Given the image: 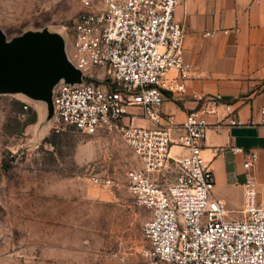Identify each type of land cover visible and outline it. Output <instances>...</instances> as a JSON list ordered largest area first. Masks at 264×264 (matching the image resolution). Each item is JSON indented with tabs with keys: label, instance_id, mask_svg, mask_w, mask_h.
<instances>
[{
	"label": "built area",
	"instance_id": "obj_1",
	"mask_svg": "<svg viewBox=\"0 0 264 264\" xmlns=\"http://www.w3.org/2000/svg\"><path fill=\"white\" fill-rule=\"evenodd\" d=\"M82 7L69 44L83 84L57 90L53 127L87 136L119 135L133 151L139 166L127 172L126 183L136 203L150 212L143 226L149 245L145 259L151 264H264V206L257 192L248 186L243 217L229 219L202 156L209 136L205 117L218 114L222 96L194 94L200 104L182 125L161 113L167 93L184 94L185 81L199 78L184 60L177 0H104L99 6L84 0ZM133 107L143 110L141 117L151 127L136 123L139 116L128 111ZM225 107L229 124L241 126ZM174 148L183 152L173 153ZM248 157L246 169L257 161L255 153ZM92 181L103 188L116 185L111 177Z\"/></svg>",
	"mask_w": 264,
	"mask_h": 264
},
{
	"label": "rangeland",
	"instance_id": "obj_2",
	"mask_svg": "<svg viewBox=\"0 0 264 264\" xmlns=\"http://www.w3.org/2000/svg\"><path fill=\"white\" fill-rule=\"evenodd\" d=\"M83 1L0 0V25L9 39L50 28L70 40ZM25 104L0 96V264H151L143 237L150 212L126 183L139 162L123 138L41 129L39 110ZM95 176L116 185L96 186Z\"/></svg>",
	"mask_w": 264,
	"mask_h": 264
},
{
	"label": "crops",
	"instance_id": "obj_3",
	"mask_svg": "<svg viewBox=\"0 0 264 264\" xmlns=\"http://www.w3.org/2000/svg\"><path fill=\"white\" fill-rule=\"evenodd\" d=\"M175 18L184 30V60L199 78L185 81L184 94L167 93L161 113L182 125L200 104L194 94L222 96L218 114L205 117L209 136L202 156L215 177V197L229 219H241L248 186L264 206V0H177ZM225 106L241 126L229 124ZM128 111L139 116V126H152L140 107ZM234 147L244 152L234 153ZM250 153L257 161L246 169Z\"/></svg>",
	"mask_w": 264,
	"mask_h": 264
},
{
	"label": "water",
	"instance_id": "obj_4",
	"mask_svg": "<svg viewBox=\"0 0 264 264\" xmlns=\"http://www.w3.org/2000/svg\"><path fill=\"white\" fill-rule=\"evenodd\" d=\"M82 76L63 31L29 29L9 39L0 25V96L18 97L37 108L41 129L53 125L57 90L81 86Z\"/></svg>",
	"mask_w": 264,
	"mask_h": 264
}]
</instances>
